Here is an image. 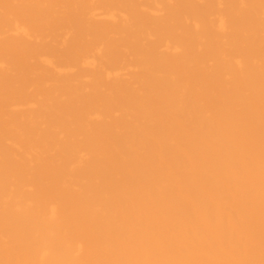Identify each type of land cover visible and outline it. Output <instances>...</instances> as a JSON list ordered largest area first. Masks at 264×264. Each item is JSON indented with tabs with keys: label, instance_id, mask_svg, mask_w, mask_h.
Here are the masks:
<instances>
[{
	"label": "bare ground",
	"instance_id": "6f19581e",
	"mask_svg": "<svg viewBox=\"0 0 264 264\" xmlns=\"http://www.w3.org/2000/svg\"><path fill=\"white\" fill-rule=\"evenodd\" d=\"M0 264H264V0H0Z\"/></svg>",
	"mask_w": 264,
	"mask_h": 264
}]
</instances>
